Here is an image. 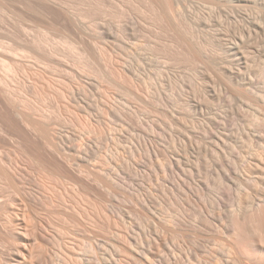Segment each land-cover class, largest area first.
<instances>
[{
  "label": "rangeland",
  "instance_id": "obj_1",
  "mask_svg": "<svg viewBox=\"0 0 264 264\" xmlns=\"http://www.w3.org/2000/svg\"><path fill=\"white\" fill-rule=\"evenodd\" d=\"M0 1V37L3 38L6 33L10 34L0 41L9 40L12 45L22 42V45H19L24 49L28 46H23V42L33 44V48L29 46L30 51L31 48L36 49L41 56V53L44 54L43 47L48 51L58 49L61 54L65 53L61 60L56 61L51 56L50 60L45 58L47 63L45 62L44 69L41 63L35 64L39 62L37 59L28 61L29 65L32 61L31 65L42 67L41 72L48 74H43L46 80L42 75H30V80V76L25 78L26 74H20L23 78L18 76L22 82L32 80L39 86L36 87L35 83L32 85L36 90L32 86L28 87V92L34 99L32 105L44 107L46 103L45 106H49L46 110L51 112L48 114V123H51L57 135L61 136L60 142L63 146L76 157L87 150L89 160L93 164H99L101 159L110 162L109 181L114 184L111 191L98 188L96 193L79 194L67 178L58 179L51 175L45 167L29 159L18 145L2 147L0 157L6 167L13 166L8 167V171L17 185L13 187L7 177L0 176V264H66V257L80 259L84 252L83 247L89 241L98 243L104 253L114 255V245H123V237L131 235L133 230L137 233L138 240H143L146 247H155L159 237L165 236L166 243L161 248L166 253L173 249L177 255H181L178 243L184 237L182 240H185L188 247L194 245L196 252L203 255L205 242L202 229L205 218L213 214L212 217L215 216L214 219L219 224L226 207H243L255 201L257 185L248 183L247 179L244 181L242 174L246 169L250 170L249 175L262 173L264 169V151L255 144L256 148L251 145L253 141L251 142L252 137L249 135L254 129L264 128V122L262 120L263 124H259L260 119L254 120V111L244 100L247 94L253 93L249 89L256 92L255 94H264V0L178 2L176 17L179 16L178 21H182L180 23L184 31L195 35L194 41L203 43L208 32L217 33V37L225 44L224 49H218L220 55H228L234 45H241L235 56H228V60L232 61L226 65L227 73L230 71L233 74L234 83L224 85H217L214 79L194 73L199 67V62L194 61L195 58L192 59L186 51L187 55L184 50L181 51L182 43L178 41L176 34V37L172 35L174 31L167 30L169 32L163 33L157 29L158 25H153L154 18H151L153 16L149 15L147 8L148 12L145 11L142 0H53L62 7L67 6L65 8L69 12L73 11L71 14L79 19L80 23L85 24L84 27L87 25L88 28L84 29L87 35L90 34L89 38L98 33L95 39L99 43L104 40L101 37L103 30H109L110 27L117 31L127 30L126 36H123L125 32L120 35L127 37L128 42L122 38L119 46L117 42L101 41L104 47L110 42L105 57L112 51V54L108 55L112 63L108 57L101 59L103 62L99 59L101 57H96L100 60L99 63L97 60L95 62L100 65L101 72L96 68L97 72L94 74L102 75L101 77L105 78H102L103 80L96 76L91 77L93 73H86L79 68V60L82 62L80 64L84 62L82 56L80 59L77 57L81 49H76L79 39L74 42L75 45L73 43V48L71 43L66 41V44L64 40L69 39L65 34L67 27L62 28L64 25L59 23L58 27L57 24L54 26L55 22L50 17L48 20L52 23H48L43 14L45 12L36 8L34 0ZM31 4L34 10H38H31ZM214 22L217 23V30L213 31L210 26ZM59 25L62 29L65 28V32L59 30ZM67 32L70 33L68 29ZM26 34L28 39L34 40L42 36L37 43L40 44L41 40V44H45H40L41 53L34 40L29 39V42L24 37ZM11 36L14 38H10ZM91 38L87 40L94 39ZM99 38L101 39L97 40ZM176 38L178 39L175 40ZM62 40L64 43L60 42ZM79 43L77 46H80ZM19 45L17 46L20 47ZM81 46H84L82 42ZM36 51L30 54L35 57ZM79 54L82 55L81 52ZM113 57L119 60L114 58L113 61ZM77 58L79 60H76ZM61 61L63 64L57 63ZM68 62L71 64L68 65ZM51 63L53 64L50 65ZM103 64L107 66L108 72ZM116 66H128L132 75H137L130 76L133 83L128 81L132 78L123 82L118 78V74L117 79L114 74V71L117 73ZM98 72L100 74H97ZM39 78H42V81ZM47 79L53 82H50L52 85ZM72 83L74 86L79 83L78 85L87 87L85 96H80L77 90L74 91L76 87ZM230 85L243 90V94L242 91L232 94L227 89ZM65 87L72 88L68 97L63 95ZM163 107L187 115V122L179 126L175 120L163 113ZM74 112L89 118L88 122L91 121L89 124L78 121ZM107 127L111 133L106 130ZM244 139L250 142L246 143L247 145L242 144ZM245 150L256 153L258 164L244 163L242 157L247 154ZM199 225L202 229H198ZM172 229L180 232L182 236L174 238ZM214 229L218 235V229ZM26 249H30L31 254L12 259L11 255L16 251ZM194 255L187 260L188 264H198ZM91 264H96V260L91 261Z\"/></svg>",
  "mask_w": 264,
  "mask_h": 264
},
{
  "label": "bare ground",
  "instance_id": "obj_2",
  "mask_svg": "<svg viewBox=\"0 0 264 264\" xmlns=\"http://www.w3.org/2000/svg\"><path fill=\"white\" fill-rule=\"evenodd\" d=\"M34 1L36 2V3H34L36 8L40 9L42 12H45L43 14H45V16L47 17V20L50 17L51 20H53V22H55L53 24L54 26H56V24L59 23V24H61V26L64 25V26H62V28L67 27V29L70 31L71 34L69 32H67V29L65 32L64 31L65 28L62 29L61 26L59 25V30H63V32H65V34L68 35V37H69V39L67 40L66 35L63 34V36L66 37L65 38L66 40H64V42L67 41V42L71 43L72 44L71 47L73 46V43L77 41V39H79V41H77L78 43L80 41L83 43L84 46H81V42L79 43L80 46L79 45L77 46L78 43L76 42V49L78 47H81V49H82L81 50L78 48L79 51L77 54L80 55L79 52H81L82 55L78 56L76 53L75 54L77 55V57L79 59L82 56V61H84L83 64H80V63H82V62H80L81 60H79L78 58L76 59V60H79V66H80L79 68L80 69L82 68V71H85L86 73L87 72L90 74L93 73V76H91V77L96 76V78H99L101 80L105 79V78L101 77L102 75L100 76V75L94 74L97 72L96 68H98L97 70H99V72H101L100 68H99L100 65H98L97 63H99V61L101 59L107 58L108 55L110 56L112 54L111 53L112 51L110 52V49H109L110 54H108L107 57H105L106 49L108 48V46H110V42H107L109 44L106 43L108 45L107 47L106 46L104 47V43L106 41H111L113 43L117 42V45L119 46L118 43L121 42V39L127 38V37H125V38L123 37L126 34L125 31H127V30H125L124 31L125 33H124L123 31L115 30V28L113 29V27H112V29L110 27L109 30L108 29H106V30L102 29L103 31L101 32V37L104 40L103 41L100 40L101 38L97 39V40H100V43H101V41L104 42L106 40L102 46V43L100 45L99 41H96V39H95V35L98 33H96L93 36L95 39L94 42H92L94 40V39H92L93 37L92 38L90 37L92 40L88 41L90 39L88 37V35L90 36V34L87 35V33H86L87 31H85L86 29H84L87 27V25H86V27H84L85 24L83 25L82 23H80V21H78L79 19L77 20L75 18V16L71 14V12H73V11L69 12L66 9L67 6H65L66 8L62 7L61 5H59V3L57 4L53 0H34ZM242 1H240V2H242ZM252 1H254V0H251V2ZM138 2H141V0H139ZM178 2H179V0H142L143 5H145V11L147 8V10L151 12V14L149 12V15L153 16L151 18H154L153 19L154 21L152 20L153 23L155 22L153 25H155V24L158 25L157 26L158 28L156 26H154V27L159 29L163 33L164 32L167 33L170 30L172 32L174 31V33L172 35L175 36V34H176L179 38L178 41H180L182 43V45L184 46V47H182V45L181 46L179 45L181 47V49L183 48L181 51L184 50V54L186 51L187 54L192 57V59L195 58L194 61L197 60L199 62V64L197 62L199 67H197L195 69V72H194L197 76L201 75L203 77H206L207 79H211V80L214 79L215 80L214 82L217 85L219 83L220 84L223 83V85H224V83L225 84L234 83V81H233L234 78L232 76L233 74H231L230 71H229V73H227L228 69L226 68V65L230 64V62L232 61V60H230V61L228 60V56H232V55L235 56V54H237L238 50L241 49V47H240L241 45H239V44L234 45L233 48H231V53H229L228 55L227 54L226 55H224V54L220 55L218 53V49H224L225 44L222 42L221 38L219 39L217 37V35H216L217 33L215 34L212 32H208L207 38L204 40L203 43L194 41L193 37L195 35L194 34L192 35L188 31H184V29L182 28L183 26H181V23H180L182 21L179 22L178 21L179 16L176 17V11L178 9ZM25 3H26V1H25ZM142 3L140 5H142ZM136 4H138V3H136ZM32 5L33 4L29 5V6H31V8H30L31 10L34 8ZM22 6H24V5H22ZM243 6H246V5H243ZM7 8H8V6H7ZM13 9H11V10H13ZM38 9H35V10H38ZM70 9L72 10L71 7H70ZM84 10H86V9H84ZM179 10H180V8H179ZM148 11H146V12H148ZM36 12H38V11H36ZM75 12H78V11H75ZM83 12L87 13V11L86 12L83 11ZM89 12L90 11H88V13ZM84 13H83V15H84ZM25 14L27 15V13H25ZM139 14H140V12H139ZM21 15H23V14H21ZM43 17H41V18H43ZM85 17H86V14H85ZM24 18H26V17H24ZM38 18H40V17H38ZM51 20L49 19L48 23H52ZM83 20H86V19H83ZM125 21H126V18H125ZM129 22H130V20H129ZM45 23H46V21H45ZM130 23H129V25H130ZM216 24L217 23L214 22L210 26V28H212L213 31L217 30ZM218 24H220V23H218ZM103 25H104V23H102V26ZM51 26H52V24H51ZM56 27H58V24ZM130 27L132 29V26H130ZM22 28H23V26H22ZM184 28H186V27L184 26ZM219 28L220 27L218 26V29ZM90 30H93V29H90ZM123 30H124V28H123ZM167 30H169V31H167ZM156 32H157V30H156ZM23 33H24V31H23ZM67 33H69V34H67ZM121 33L123 34L122 37H121V35H122ZM29 34H31V33H29ZM159 34H160V32H159ZM226 34H228V33H226ZM9 35H7V33H6L7 37H9ZM20 35H21V33H20ZM23 35H25V34H23ZM26 35L27 36H24V37H26V38L29 37L28 34H26ZM6 36H4V37H6ZM61 36H62V34H61ZM98 36H100V35H98ZM226 36H228V35H226ZM64 37H63V39H64ZM168 37H169V35H168ZM1 38L2 37H0V40L3 39V38L2 39ZM10 38H14V37L11 36ZM26 38H25V41H26ZM39 38L37 37L38 40L37 39L34 40L31 38H29V39L34 40L33 42L35 43V45L39 46V47L35 46V48L38 47V50L40 52V48H41L40 44L43 42H41V40H40V44H37V43H39ZM41 38H42V36H41ZM155 38H157V37H155ZM178 38H176L175 40H177ZM29 39H28V41H29ZM70 40L72 42H70ZM126 40L128 42V39H126ZM7 41L9 42V40L0 41V53L2 52L0 54V64H1L2 69H3V71L0 72V152L2 150V147L7 148L10 146L18 145V147H21L22 152H24L25 155H27V157H29V159H31V160L37 162L38 164L42 165V167H45L44 169L46 171H48L51 175L57 177L58 179L67 178L75 187L76 193H79V194L80 193L86 194V193H90V192L96 193L98 188H101V190L111 191L114 187V184L111 181H109V178L111 176L110 162H106V161H103V159H101L99 161V164H93L89 160V155H88L87 150L86 151L84 150L83 152L81 151L82 154L80 153L81 155H79V157H76L71 151L67 150L63 146V143L60 142L61 136H58L57 131L54 130V127L52 126V124L48 123V120L50 119V116L48 114H50L51 112H49L50 111L49 110L48 111L49 113H48L46 110L49 109V106L46 107L45 106L46 103H45L44 107H43V105L40 104L42 107V109H41V107L38 106V104L36 103L37 106L42 110L41 111L38 107H34L35 105L34 106L32 105L34 99L31 98V95L29 94L28 89L31 88V86L35 82H33L32 80L28 81V82L27 81L22 82L23 80L21 81V79H19V77L23 78V76H24L23 74H26L27 77L25 76V78H27V79H28V76H30V75H34V76L40 75L39 77H41V75H42V78L46 80L45 75H48V74H45L44 71L41 72L42 67L44 69L45 64L47 63L45 58L46 59L49 58V60H50L51 58L53 59V57H54L57 61V60H61V57L62 58L65 57V56H63L65 53L62 52L61 49H60V51L62 52V54L57 51L58 49H56V51L53 49L48 51L46 49L47 50L46 51L43 47L44 51L42 49V52H44V54L40 52L42 54V56H41L39 53H37L36 49H34L37 53V55H36V53L34 52V55H36L34 57L32 54H30L31 52L34 51L32 49L33 44L28 45V44H26V42H23L24 43L23 46H28L26 48L27 49L26 50V49H24V47L22 48L19 45L22 42L18 43L16 45L13 43L15 45L14 46V45H12L11 42L8 43ZM18 41H20V40H18ZM157 41H158V39H157ZM60 42L64 43L63 40ZM67 42H66V44H67ZM123 42H124V40H123ZM120 44H122V43H120ZM125 44H126V42H125ZM175 44H176V41H175ZM17 45H19L20 47H18ZM43 45H45V44H43ZM46 45H48V44H46ZM74 45H75V43H74ZM177 45H175V46H177ZM29 46L32 47V48L30 47L32 51H30ZM49 46H51V45L49 44ZM60 46L61 45H59V47ZM52 47H54V46L52 45ZM112 47H113V44L111 45V48ZM69 49H70V47H69ZM28 50H29V52H27ZM171 51H173V50H171ZM72 52H73V50H72ZM229 52H230V50H229ZM38 54L40 56H38ZM173 54H174V52H173ZM187 54H185V55H187ZM43 55H44V57H43ZM258 55L260 56V54H258ZM50 56H51V58H50ZM98 56L101 58H99ZM96 57H98L100 60L99 59L97 60ZM114 58H116V57H113V61H114ZM181 58L183 59L184 57L181 56ZM34 59H37V61H39L38 63H35V64L41 63L40 65L41 66L44 65V66H42V67L39 66V67H41L39 69V67L31 65V64H33L32 61H30L31 62L30 63L31 66H30L28 61L29 60L34 61ZM116 59H118V58H116ZM96 60L98 61L97 63L95 62ZM118 60H116V62ZM73 61H74V59H73ZM109 61H111L110 58H109ZM104 62L106 64V60H104ZM57 63H62V61L57 62ZM111 63H112V61H111ZM52 64L53 63H51L50 65H52ZM70 64L71 63H69L68 65H70ZM77 64H76V66L78 67ZM105 64H103L104 67H105ZM113 64H115V63H113ZM47 65H49V64H47ZM97 65H98V67H96ZM1 66H0V68H1ZM106 67H105V69H106ZM127 67H124V68H121V67L118 68L117 67V69H116L117 73H115V71H114V74L115 75L118 74L119 77L116 75V78L118 77V78L122 79V81L123 80L126 81V79L132 78L130 76H133L132 75L133 73ZM52 68H53V66H52ZM79 68L77 70H79ZM106 70H107L106 72H108V69H106ZM99 72L97 74H100ZM130 73H131V75H129ZM20 74H22L23 76L22 75L20 76ZM43 74H45V75H43ZM103 76H104V73H103ZM113 77H115V76H113ZM30 78H31V76L29 77V80H30ZM42 78H39V79H41V81H42ZM97 80L98 79H96V81ZM101 80H99V81H101ZM107 80H108V78H107ZM135 80L136 79H134V81ZM128 81L132 82L133 78H132V80H128ZM47 82L50 83L51 80L49 81L47 79ZM92 82H93V80H92ZM51 83H53V82H51ZM101 83H102V81H101ZM125 83H127V82H125ZM198 83L199 82H197V84ZM262 83H264V82H262ZM78 84L77 85L75 84V86H74L72 83V85L74 87H76V89L74 91L77 90V93L80 94V96L81 95L85 96L86 92L88 91L87 87L85 88L81 84L80 85H78ZM95 84H97V82ZM91 85H92V83H91ZM233 86L230 85V87H229L230 90H229V88H227L228 91H230L232 94H236V93L239 94L242 91L241 93L243 94V92H244L243 90L240 91L239 89H237L236 86H234V87ZM36 87H39V86L37 85ZM92 87H94V86L92 85ZM138 87H140V86H138ZM135 89H137V88H135ZM69 90H72V88L70 89V87L69 88L65 87V91L63 93V95L65 97H68L69 92H71ZM40 91L41 90H39V92ZM74 91H73V93H74ZM228 91H226V92H228ZM249 91H251L253 93L250 92L251 95L247 94V96H245L244 100H246L247 105H249V107H251L253 109L254 114L253 113L252 114L254 116L253 118H255L254 120L259 121V119H260L259 124H261L262 122H264V94H259V93L255 94L256 92L252 91V89L251 90L249 89ZM41 92H40V94H42ZM43 92H44V90H43ZM242 94H241V96H242ZM75 95H76V92H75ZM34 98H35V96H34ZM35 99H37V98H35ZM38 100H41V99H38ZM40 103H42V102H40ZM47 105H48V103H47ZM108 109H110V108H108ZM163 109H164V107H163ZM38 112H40V113H38ZM74 113L76 114L78 112H74ZM163 113L165 115L169 116L170 118H172L173 120H175L176 124L178 123L179 126L181 125V123H185L188 120L187 115L180 114L176 110L164 109ZM36 114H38V115L35 116ZM76 115L78 116L77 120L81 121L84 124H89V122L91 121L90 120L88 122L89 118L87 119V117L85 118L79 114H76ZM75 117L76 116H74V118ZM250 120H251V118H250ZM190 122H191V120H190ZM188 126H190V125H188ZM258 127H259V125H258ZM258 129H260V128H258ZM103 130H105V128ZM106 130H109V132H110V128L108 129V127H107ZM110 133H109V135H110ZM249 135H251V137H252L251 142L252 141L254 142V143L252 142L253 144L251 143V145L254 146V144H255V146L260 147V149L262 148L264 151V128H262L261 130L254 129V131H252ZM249 142L246 141V139H244V143H242V144H246V143L248 144ZM251 145H249V147ZM255 146H254V148H256ZM246 151H247V154L245 155ZM249 151L250 152H248V150H245V153H243L245 155V156H243L244 158L242 157V160L244 161V163H247V164L250 163L253 165L258 164L257 163L258 156L256 155V153H254V151L251 152V150H249ZM76 165H77V167H76ZM8 167L11 168L13 166L9 165L6 167V163L0 157V176L7 177L9 179L11 185L13 187H16L17 182L10 175V173L8 171L9 170ZM249 174H251L250 170L246 169L242 174V178L244 181L247 179L246 181L248 183L257 185L256 186L257 191H255V201H253L249 205H246L243 207H226V208L224 207L225 208V209H223L224 210V213H223L224 217H221V222L219 224L216 223V221L214 219L215 216L212 217L213 214L210 216L208 215L207 218L204 217L205 223L203 224L204 225L203 229L200 228V227H202L200 225L198 227V229L200 228V229H202V231H204L203 232V234H204L203 240H204L205 244L203 246V252H202L203 255H200V254H198V252H196L197 249H195L194 245L191 247H188V245L185 243V240H182L184 237H182L178 243L181 255H177L175 253L176 251H174L173 249H169V251L166 253V251H164L163 248H161L166 243V237L165 236L159 237V240H157V242H158V244L156 245L157 247L156 246L153 247L152 244H151L152 247L151 246L146 247V245L143 243V240H138V237H136L137 233L133 230L131 235L128 234L126 237H123V239H122L123 245H119V244L114 245V250L116 251L114 253V255L104 253L103 251H101L103 249L100 248L98 243L89 241V242H86L84 247H83L84 252L82 254V257L80 259H77V257H76V259H75L74 257L72 258V256L69 255L70 257H68V259L66 257V261H67L66 264H91V261H94V260H96V264H125L124 262H128L127 264H188L187 260L190 259L193 254H195L194 256L197 257L196 259L198 261V264H264V207H262V206H264V169H263L262 173L261 172L260 173L255 172L252 175H249ZM124 220H125V218H124ZM121 221L123 222V218L121 219ZM214 228L219 230V231L217 230L218 235H216ZM179 231H181V230H179ZM172 234L175 236L174 238H176V239L178 238L177 237L178 235H181L180 232L175 231L174 229H172ZM196 236H198V235H196ZM200 238H202L201 235H200ZM30 252H31L30 249L16 251L14 254L11 255V257L14 260L19 259L21 257H24L26 254L27 255L31 254ZM54 264H56V262ZM193 264H196V263L194 262Z\"/></svg>",
  "mask_w": 264,
  "mask_h": 264
}]
</instances>
